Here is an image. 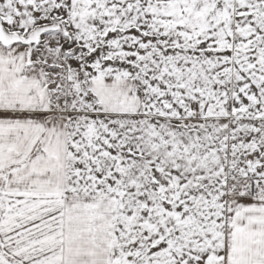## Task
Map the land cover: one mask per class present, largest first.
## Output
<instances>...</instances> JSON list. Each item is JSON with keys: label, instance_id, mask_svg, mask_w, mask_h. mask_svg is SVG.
<instances>
[{"label": "snow or ice", "instance_id": "6c2138e0", "mask_svg": "<svg viewBox=\"0 0 264 264\" xmlns=\"http://www.w3.org/2000/svg\"><path fill=\"white\" fill-rule=\"evenodd\" d=\"M0 264H264V0H0Z\"/></svg>", "mask_w": 264, "mask_h": 264}]
</instances>
